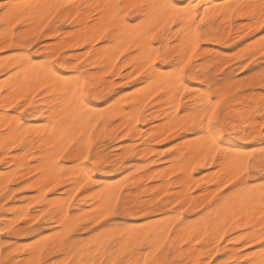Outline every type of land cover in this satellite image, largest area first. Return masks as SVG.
Masks as SVG:
<instances>
[{
  "label": "snow or ice",
  "instance_id": "snow-or-ice-1",
  "mask_svg": "<svg viewBox=\"0 0 264 264\" xmlns=\"http://www.w3.org/2000/svg\"><path fill=\"white\" fill-rule=\"evenodd\" d=\"M23 9L35 13L39 18L38 31H34L31 37H25L26 46H31L36 35L43 33L44 29H49L53 33L57 32V27L50 28L53 22L55 25H71L67 29L70 36L67 38L61 36L64 43L53 51L50 59H25L19 64L20 69H25L36 79L38 88L30 87L27 92L24 90L17 92L12 88L6 91L4 87L0 86V93H3L5 97L0 108L6 110L5 115H10L8 109H16V113L21 114L13 117L18 127H9L5 133L6 136L23 128V114L27 109L33 107L31 101L36 100L40 92L47 95L53 92L59 82L68 83V74H62L61 69H66L70 65L75 67L78 74L73 81L75 91L72 88L67 89L68 92H72L73 98L70 103L76 105L78 110H83V116L77 115V122L88 116L93 111L86 103L91 95L90 87L102 77L111 75L109 72L98 69L93 57L102 59L105 66H108L109 62H113L112 66H115L114 62L119 61V57L129 52L133 45L137 49L132 53L133 55L151 49L148 60L139 65L138 74L145 75L147 73L146 83L151 82V84L157 85L153 91L157 96L163 93L161 99L171 97L170 102L174 112L179 107L177 101L184 103L187 99L182 94L183 92H188L189 96L196 95L184 87V78L191 76L197 67L193 64V60L197 56L196 50L202 38L200 24L209 18L208 6L201 5L196 0H192L191 5L187 7L182 0H132V2L105 3L103 5L59 0L54 4H25L23 6L13 5L10 0L7 3L5 0H0V26L5 29L2 34L5 44H8L7 37H11L13 41L17 39V26L23 23L21 15L27 14L23 12ZM230 10L233 15H247L256 22L247 31L260 30L259 38L256 39L255 44H250L244 53L234 58L242 61L239 68L244 71L255 61L257 53L264 57V0H260L258 5L236 4L234 7L230 6ZM18 12L20 15H17ZM180 16L190 19L191 23L186 25L183 19L177 23L176 18ZM171 25H175V27H170ZM173 33H176V43H179L182 38L189 41V52L191 53L190 55L185 53L177 65L168 63L163 55L167 51L163 45L171 39ZM65 44L68 49H83V58L77 56L75 60L66 61ZM245 53L250 54L245 56ZM153 56L155 61H160V63H156L152 59ZM90 67L96 71H90ZM225 67H227L226 64ZM225 79L230 80L231 77L226 74ZM220 85H224L223 91L217 90ZM199 87L205 91L199 93L198 101H193V104H198V106L185 107L183 112L178 113L176 116L178 128L173 125L172 131L183 129L191 133V142L188 148L194 154L193 171L196 168L204 167L205 163L210 160H214L218 168L223 169L225 179L217 184V191L224 194L217 204L224 201L240 205L239 211L234 212L236 218L225 227L222 235H218L212 241L213 249L206 252L209 259L201 260L199 264H213L214 255H219L220 242L230 230H233V226L245 229L244 232L237 233L236 238L243 241L239 248H251L252 250L240 251L238 249L233 260L224 261L221 258L220 264H264V146L256 149L249 145L251 150L238 151L235 146L227 144L226 141L229 136L243 137L244 133H248L253 140L257 139L258 135L261 145H264V103L248 102L249 95H254L257 88L261 93V101H264V72H261L258 77L253 76L234 84H224L223 79L217 80L215 83L209 80L202 82ZM186 113L192 114L185 115ZM97 115H99V119L93 116L89 120V130L81 133L82 139L78 141L75 138H70L65 142L62 137L59 145L60 150L55 151L56 146H51L55 154L52 157H46L43 163L55 171L63 169L66 164L71 162L70 171L73 172L86 167L85 164H81V161L95 165L97 156L92 155L93 133L100 120L105 118L103 114ZM257 122L260 125L258 134L256 133ZM24 135L21 134L12 139L13 148L20 147L25 143ZM81 148L83 150L73 157L72 153ZM3 162V158L0 157V163ZM87 182L85 180V184ZM83 187L84 184H80V188ZM100 187L104 186L100 185ZM224 189H227V192H224ZM48 191H53V188H48ZM76 191L78 192L79 188ZM122 191L115 187L109 197L100 196L97 200V214L90 224L85 225V228L98 227H95L94 234H90L92 237L90 240L80 243L78 249L73 247L66 253L68 257H75L74 259L45 261L43 260V251L37 249L40 251L41 258L29 261V264H171L176 255L173 247L177 243H179V247L176 251L181 254H184L183 247L185 245L188 255H195L194 244L200 245L202 249L208 248V245L202 243L203 236L192 233L181 236L178 242L169 246L166 238L157 239L155 237L151 225L137 229L118 224L117 219L119 218L144 212L143 208L137 209L130 205L127 199H122ZM71 199H75V196ZM177 203L180 201L177 200ZM71 206L69 200L61 206V210ZM245 216L252 220L259 216V232L255 230L254 225L249 227L248 224L237 223ZM26 219L25 214H20L19 220ZM37 222L38 218L31 221V223ZM14 227L15 224L5 227L3 232L10 234ZM172 227L174 225H169V228ZM182 231L183 226L177 229L176 235L180 236ZM233 240V237H229V242H233ZM67 243L71 244L72 241L69 240ZM253 244L259 245V251L252 247ZM23 251L29 252V248H25ZM201 255H205V253L202 252ZM197 259L199 258L197 257ZM0 264H5V261L0 260ZM7 264H14V261L8 260ZM179 264H184V261H180Z\"/></svg>",
  "mask_w": 264,
  "mask_h": 264
},
{
  "label": "bare ground",
  "instance_id": "bare-ground-1",
  "mask_svg": "<svg viewBox=\"0 0 264 264\" xmlns=\"http://www.w3.org/2000/svg\"><path fill=\"white\" fill-rule=\"evenodd\" d=\"M239 1H241L242 5H247V4L258 5L260 3V0H238V2ZM10 2L16 6H23L25 4H54V3L59 2V0H12ZM72 2H74V3L89 2V3H99V4L103 5L105 3L132 2V0H72ZM182 2L185 3V6L187 7V6L191 5L192 0H182ZM196 2L201 4V5L208 6V17L209 18L206 19L203 24H200V32H201V37H202L201 41L209 43L213 46H215V45H222L223 46L224 44H227V45L233 44V41L241 36V34H242L241 29L246 27V30H247V29L253 27L254 24L256 23L255 21H253L251 19V17H249L247 15H239V14L233 15L234 16L233 18H235V19H238V18L239 19L247 18L248 20L251 19L247 23H244V24L242 23V25H240V27L238 29H234V27L232 26L230 6L222 9V2L223 1H220V0H196ZM225 2L226 1H224V5H225ZM238 2L236 1V3H238ZM257 11H258V9H257ZM23 12L27 13V14L21 15L22 21H25L26 24H28L30 26H33V27L36 26L34 30H31L32 29L31 28V29H29L31 32H28V31H26L27 33L18 32L17 39H15L14 41L11 39V37H7L8 44H5V39H4V36L2 35L5 32V30L0 31V50L7 48V47H10V46H13L16 49L20 50V52L15 53L8 60L7 59L6 60H0V86L4 87L6 91L9 88H12V89H15L17 92H19L20 90H24L25 92H27L30 90V87L31 88H38V84H37L36 79L29 72H26L25 69L19 68V64L22 63L25 59L37 58V56H33V55L29 54L27 52L28 50H26V51H22V50L28 48V46H26L27 40L25 39V37H30L34 33V31L38 30L37 26L39 25V18L36 16L35 13L28 12L27 9H23ZM17 15H20V13L18 12ZM201 15H203V13H201ZM182 19L184 20V23L186 25L191 23L190 19H185L183 16L177 17L176 22L180 23V21ZM197 23H199V21H197ZM55 27H57V29H58L57 32L53 33L51 31H49L47 34H45V32L43 34H45L44 37L46 40L51 39V38H57V40L53 43L44 42L45 44L40 48V50L39 51L37 50V53H39V54H40V52L44 53V55H45L44 59H50L53 51L58 49L60 47V45L62 43H64V41L61 39V36H63L64 38H67L70 36V33L67 30H64L63 24L57 25ZM170 27H175V25H171ZM186 31H187V29H186ZM255 31H259V29H256ZM172 37L176 40V33H173ZM257 37L258 36H256V38L254 40H252L250 38L252 40V44H255ZM36 39H40V37H37ZM168 42L169 41H166L165 46H164L167 51H165L163 53V55L166 57L168 62H170L172 59H174V60L176 59L177 64H178L185 53H188L189 55L191 54L189 52V41L186 38H182L180 40V42L176 43V45H174L173 47L169 46ZM249 43H248V45H250ZM34 45L35 44H33V46ZM200 46L201 45H199V47L197 48V50H196L197 56L193 60V64L197 67L192 72L191 76L184 78V81H185L184 87L188 88L187 87V79L194 81V82H198L200 84L202 82H206L209 80H211L213 83H215L217 80L223 79L224 84H234L236 81L232 78L230 72L225 73V76L227 74V76L231 77V79L228 80V79H225V76L222 78H218L217 75L215 74V72L212 70V67L216 66L218 59H220V56L217 55L218 52L215 51L213 47L212 48L210 47L209 49H202ZM65 51L67 52V55L65 56L66 61L75 60L77 56H80L81 58H83V56H82L83 49H68L66 44H65ZM136 51H137V49H136L135 45H133V47L129 50V52H126L124 54V56L119 57V61L114 62L115 66H112L113 62H109L108 66H105V62L102 59H96L95 57H93V59L96 62L97 68L102 69L103 71L109 72V73H111V75L102 77L101 79L96 81L95 85L90 87L91 95L86 100V103L88 104V107H90L93 111L91 113H89L88 116H85L83 119L79 120V122H77L76 117H77V115L83 116V110L82 109L78 110L76 105L70 103L72 101V98H73L72 92L67 91L68 88H72L73 91H75L73 81L78 76L75 67L72 65H70L66 69H61L62 74H68L67 75V80H68L67 84H65L63 82H59L54 87L52 93L45 95L44 92H40L37 99L34 101H31L33 107L27 109V111L23 114V128L20 129L19 131H15L14 133L9 134L7 136L5 135V133L9 127H13V128L18 127L16 125V122L12 123V121L14 120L13 119L14 116H18L21 114L16 113V109H8L7 111L10 113V115L6 116L5 115L6 110L3 108H0V110L4 111L3 115L0 114V121L2 122L1 125L5 126V128L3 129L4 131L0 133V151L3 150V153L6 155V157H8V155H10L9 149L12 148V143H11L12 139L14 137H19L21 134H25L24 135L25 143L23 145H21L20 147H16V148L20 149V152L19 153L15 152L17 155L12 156L13 163L7 162L8 160L6 161L5 158H3L4 162L0 163V165L2 167L0 173H10V174H14V173H43L44 174V173H46V174H49L48 175L49 178H47L46 177L47 175L45 174L46 175L45 177L47 180V182H45V183H48L46 185L50 186L49 184H52V183H49L48 179L50 180L52 177L53 178L59 177L57 175L59 173H63V171L65 169V168L56 169L55 171H53L52 169L48 168L43 163V161L46 157H52L55 154V152L52 150L51 146H56L55 151H59L60 150L59 145H60V141H61L62 137L65 140V142H67L70 138L78 137L79 139H82L81 133L89 130L88 129L89 120L93 116H95L96 119H99V115H97V114H103V115L106 114L104 116L105 118L103 120H100V122L102 121L105 125L98 132H97V130L95 131V133L97 132V139H99V140H102L106 134H108L110 137H114V136L118 135L117 133H120V132H118L120 130L122 131V135L118 136L117 139H123V138L133 139L134 137H137V136L140 139H143V138L149 139V131L144 132L142 130V128L138 125V123H140V122L149 123V113L145 114V107L148 104L150 105L149 97L151 95L154 96L153 105H152V107L154 108V111H153L152 115L154 118H159L161 121V123L157 125V130H158L157 131V133H158L157 138H159V139L160 138L170 139L171 137H179L182 133H184L185 130H183V129H179L178 131H175V132L172 131L173 125H176V116L178 115V113H180L181 110H184L185 107H189V106L197 107L198 104H193V101H198L199 100V93L205 91V89L200 88L199 92H197L196 95L190 96L189 100L184 102V103H180L179 101H177V104L179 105V107L174 112L172 104L170 102L171 97H166L165 99H161V96H163V93H161L160 96H157L155 94V92L153 91V88L157 87V85H153V84H151V82L146 83L147 73L145 75H139L138 74L139 65L144 64L148 60L149 55H151V49H147L146 51L138 52L137 55H133L132 53L136 52ZM33 54H34V52H33ZM109 55L111 56V53H109ZM208 56H210V57L208 58ZM126 57H127V59H126ZM152 59L155 61L154 56L152 57ZM155 62L160 63V61H155ZM262 64H264V63H262ZM114 77H117V78L118 77H120V78H125V77L134 78L135 79L134 84H136L137 88H135L130 93L128 91V92H124V94H121V95H120V93H118V95L117 94L114 95V93L110 92L111 85L113 84V81H115L112 79ZM41 79H43V78L41 77ZM119 80H121V79H119ZM105 84H106V86H105ZM223 86L224 85H220L217 90L223 91ZM119 87H121V86H119ZM165 87H167V86L165 85ZM192 87H195V86H192ZM115 89H118V88L115 87ZM214 91H216V90H214ZM150 93H151V95H150ZM53 96H55L56 98L53 99L52 98ZM104 96H109L110 98H114L115 96H117V98H115V100L112 102V104L110 105L109 108H103V106L100 108L99 106H97L94 103V101H95V99H98V98H101ZM260 97H261L260 93L255 95V97H253L255 104H259L261 102L264 103V101H261ZM4 99H5L4 94L0 93V104H2L4 102ZM21 102L23 103V101H21ZM37 109H39V111H37ZM190 114H192V113H186L185 115H190ZM115 119L116 120L120 119V122L114 124ZM109 124H111L110 129H108V127H107V125H109ZM143 126H144V124H143ZM155 126H156V124H155ZM176 126L178 128V125H176ZM259 126H260L259 122H257V125H256V133L257 134H258ZM158 127H159V129H158ZM169 133H171V135H169ZM95 137H96V134H95ZM107 139H108V137H107ZM115 139H116V137H115ZM259 140L260 139L258 138V135H257V139L253 140L251 138V135L248 133H244L243 137L229 136L226 138L227 144L235 146L236 150H238V151H249L250 149H248V146H246V144L256 143ZM106 141H108V140H105V143H106ZM190 142H191V139L188 141H182L178 144V148L175 150V152H177V153H176L174 159H172L173 160L172 166L168 165L169 167L173 168L172 171H176L177 173H183V176L181 175L182 177L178 181V184L183 186L180 190L176 191L177 189H175V191L170 192L167 195V197H168L167 200L160 202V204L157 203L155 198L146 199L144 201H136V202L132 203V200L130 199L131 198L130 193L126 194L123 199H127L129 204L132 206H135L137 209H139V208L144 209L143 213L137 212V214L129 215V217H131V218H137V217H139L140 214H145L148 217L149 215H158L159 214L158 212L164 213L165 211L169 210L170 207L174 203H176L178 206L183 205V207H186V209L188 210L189 213L196 215V217H194L193 219H186L182 216L181 213L178 214L179 211H177V212L173 213V215L174 214L178 215L177 220L175 219L176 221H173L169 218H165L167 216L163 215L165 217H163V218L158 217L156 219L154 218L153 220L151 219L150 222L148 221L145 224H136L135 223L132 225L131 224L125 225L124 227L137 228L138 229V228H145V227L151 225L152 226L151 230L155 234V237L157 239H160L161 237H163V238H166L167 240H170L169 246H173L174 242H178L180 240L181 236H187L189 233H192V234L197 235V236H203L204 238H203L202 243L206 244V245H210L211 242L213 240H215L218 235L223 234L225 227L227 225H230L232 223V220L236 218L234 216V212L239 211L240 205L238 203L233 204L232 202L225 203L224 201H221V203L217 204V201L221 200V197L223 196V194L222 193H216V191H217L216 189H211L209 187L210 183L213 182V180L209 181V183L204 186L203 184L199 183V180L193 181V178H191L192 176L191 177L188 176L190 174H187V173H193L192 168L195 164V160L193 159L194 154H192L190 152V149L188 148V145L190 144ZM85 143H86V141H85ZM109 143H112V141ZM257 148H259V146H257ZM132 150H133L132 144L127 145L125 148L126 153H128ZM142 150H143V148H142ZM144 150L146 152L149 151V147H146ZM93 155L97 156V163L94 166L96 167V170L98 171L99 174L102 173V175H103V173H109L108 170L112 169L116 166V164L113 163V160L109 156V154H104L101 151V149H99V147L95 150V152H93ZM130 156H129V158L127 157L128 160L130 159ZM131 159H133V158H131ZM217 159H219V157H217ZM37 161H40V163H37ZM130 163H132V162H130ZM81 164H85L86 167L79 169L75 172L70 171V169L68 171V173H71L69 176H73L70 178H74V176H75V178H77V180L80 181V183H78L79 185L83 182V181L81 182V180H80L81 178H79V177H82L81 176L82 174H80V173H83V175H84L82 180H84V179L86 180L87 178L91 177V174H89V173L95 172L94 169L89 164H86L83 161L81 162ZM167 167H165V168H167ZM208 167H214L216 169V170H213V171H215L214 173H219L221 176L222 175L225 176L223 174V169L218 168L217 163L214 160L208 161L207 163H205L204 167H200V168L203 170V168H208ZM165 168L161 167V169H165ZM37 169H40V170L38 171ZM122 169H123V167H121V166H118L116 168L117 171H120ZM135 172H136V170L129 172V173H135ZM167 172H170V170ZM72 173L73 174L79 173V177H76L77 175H73ZM84 173H88V175H86ZM209 173H211V171ZM7 176H10V175H7ZM162 177H165V176H162ZM19 178H21V176ZM43 179L44 178H42V180L41 179L40 180L43 181ZM170 179H172V178H170ZM77 180L75 179L73 181H77ZM50 182H52V181H50ZM54 182H56V181H54ZM70 182H72V181L70 180ZM122 182H124V181H122ZM171 182H173V180ZM216 182L217 181L213 182L212 185H215ZM38 183H40V182L38 181ZM173 183H175V182H173ZM134 184L138 188H140V186H141V183L139 181H135ZM190 184H193L194 186L196 185V188H198L197 190H201V192H199L198 195L192 196ZM75 185L78 186L76 183H74V185H72V186H75ZM100 185H103L104 187L101 188ZM120 185L121 184H119L117 181H115L114 179H111V178L98 179L94 184V189L91 190V192L89 191V193H90L89 194V200L86 199L87 196L81 198L78 202H76L74 204V208L81 210L82 213H89L91 215L97 214V208H98L97 200L100 198V196H104L105 198L109 197L111 194V191L114 190L115 187L120 188ZM48 186H46V187H48ZM74 189L76 190L77 188L75 187ZM160 189H162V188L160 187ZM202 189H204V190L202 191ZM75 190H74V192H75ZM72 191H73V189H72ZM154 191H157V190H154ZM40 192H42V190ZM145 192L148 195L149 189H147ZM42 193H44V192H42ZM68 193H72V192H68ZM134 194H136V193H134ZM37 195H40V194L38 193ZM22 196H23V194H22ZM36 197H38V196H36ZM56 197H57V195H56ZM59 197H63V196H59ZM164 197H166V195ZM31 198H33V197H31ZM52 198H54L55 201L51 200ZM57 198H55V196L54 197L51 196L50 200L47 199L46 204L51 203L52 201L55 202L56 204L60 203L62 200L59 198L58 199L60 201L59 202L58 200H56ZM64 198H66V197H64ZM25 199H27V198H25ZM36 199H38V198H36ZM177 200H179L180 203H177ZM30 201L31 200H28L27 203ZM66 201H68V200H66ZM31 202H33V201H31ZM63 202H65V201H63ZM85 204L89 205L88 209L84 208ZM213 205H215V207H213ZM45 207H46V205H45ZM25 208L26 207H24V208L21 207V209L20 208L16 209V211L19 213L18 215L16 214L17 218H19L18 216L22 212H24ZM58 208H61V207H58ZM22 209H23V211H21ZM38 210H40V209H38ZM16 211H14V212L17 213ZM41 211H43V210H41ZM173 211H174V208H173ZM185 212H186V210H185ZM36 213H38V212H36ZM54 214H56L58 216L56 218L57 222H59L61 225H63L64 230L69 226L70 227L74 226V225L71 226V224H73V221L75 219L70 216L71 213H70L69 208H64L63 210H61V209L56 210V211H54ZM169 214H171V213H169ZM190 216H192V215H190ZM17 218L14 216V219H10V220L15 221V219H17ZM5 219H7V218H5ZM51 219H53V218L51 217ZM10 220L8 222L12 223ZM105 223H107V221ZM237 223L248 224L249 227H252L254 225L255 230L257 232H259V230H260L259 216H257L255 220H252V219L248 218L247 216H245L244 218L239 219L237 221ZM169 225H174V227L169 228ZM182 226H183V231L180 233V236L176 235L177 229H180ZM57 229H59V228H57ZM91 229H93V228H91ZM76 231H79V229H77ZM244 231H245V229H243V228H237V227L233 226V230H230L229 233L234 234V233H241ZM25 232H26L25 230L19 229L18 231H15L14 234H23ZM37 232H39L38 228H33L31 233H28V234H32V233L35 234ZM50 232H48L47 234H49ZM86 233H88V232H86ZM169 233H171V234H169ZM205 233H207V235H205ZM52 234H53V232H52ZM52 234H50V236ZM47 236L48 235L45 234V236H43V238L44 237L46 238ZM40 238H42V237H40ZM39 239H36L37 242L39 241ZM236 239L237 238H235L234 240L236 241ZM34 240H32L33 243H34ZM21 241H20V243H22ZM235 241L232 243H235ZM28 242H31V241H27V243ZM40 242H41V244H43L42 241H40ZM48 242H46V244ZM241 242H243V241H241ZM35 243H36V241H35ZM58 243H59V241H58ZM23 244L27 245L26 243H23ZM48 244H51V242ZM237 244H239V243H237ZM30 245L31 244H29L27 246H30ZM64 245H66V244H64ZM41 246L42 245H40V243H37V245L35 244L33 246L31 245L30 250L28 252L29 256L26 259V261H28V263H29V261L36 259L40 255V251H37V249L42 250ZM178 247H179V243H177L175 245V247H173V251L176 252V256H177L178 260L184 261V264H188L189 262H194V263L199 264V262L201 260H206L207 256L201 255L202 251H201V248H199V245H195V244L193 245V250L195 251V255H188V249H187V247L185 248V246L183 247V253L184 254H181L180 252L176 251V249ZM228 250H231V249L228 247ZM257 250H259V249H257ZM18 252H20V251H18ZM145 255H147V253H145ZM17 257H20V256H17ZM197 257L199 259H197ZM214 257H215V255H214ZM232 258H234L233 255H232ZM213 261H214V259H213Z\"/></svg>",
  "mask_w": 264,
  "mask_h": 264
},
{
  "label": "rangeland",
  "instance_id": "rangeland-1",
  "mask_svg": "<svg viewBox=\"0 0 264 264\" xmlns=\"http://www.w3.org/2000/svg\"><path fill=\"white\" fill-rule=\"evenodd\" d=\"M10 1H12V0H10ZM220 1H223L222 2V9L227 8L228 6L234 7L236 4H241V1L238 2V0H233L234 2L232 0H220ZM224 1H226L225 5H224ZM236 1L238 3H236ZM5 2L6 3L9 2V0H5ZM230 14H231V19H232V26L234 27V29H238L240 27V25H242V23L244 24V23L249 22V20H251V19L248 20L247 18L235 19V18H233L234 16H233L231 10H230ZM53 26H57V25H55V22H53V25L50 26V28ZM35 27L30 26V25L26 24L25 21H23L22 24L17 26V32H23V33H27L26 31L31 32L29 29L32 28L31 30H34ZM70 27H71L70 25L63 24L64 30H67ZM2 30H5V29L3 28V26H0V31H2ZM44 32H45V34H47L49 32V29H44ZM259 32H260V30L249 32L246 30V27H244L243 29H241V33H242L241 36L239 38H237L236 40H234L233 44H231V45L224 44L223 46L222 45L213 46V45L206 43L204 41H203L204 43L202 41H200L199 45H201L200 47L202 49H209L210 47L211 48L213 47L214 50L218 52L217 55L220 56V59H218L217 65L212 67V70L215 72V74L217 75L218 78H222L225 76V73L230 72L232 78L236 81L235 83H238L240 80H243V79H248V78L253 77V76L258 77L261 72H264V64H262V63H264V57H261L259 55V53H257L256 59L252 63V65L250 64V66H248V68H246L244 71H241L239 68V65L242 63V61L234 59L237 55L244 53V50L249 46L248 43L250 41L251 42L249 44H252V40H254L256 38V36H258L257 38H259ZM43 33H38L36 35V38L40 37V39L35 38L33 43L31 44L32 47L28 46L27 49H23V50L21 49V50L22 51L28 50L27 52L29 54H31L33 56H37V58H43L44 59L45 58L44 53L40 52V54H39V53H37V50L38 51L40 50V48L45 44L44 42L53 43L57 40V38H51V39L46 40L44 37L45 34H43ZM168 43H169V46L173 47L174 45H176V40L173 37H171V39L169 40ZM33 44H35V45L33 46ZM164 46H165V43H164L163 47ZM17 52H20V50L16 49L13 46L1 49L0 50V60H6V59L8 60ZM33 52H34V54H33ZM249 54L250 53H245V56H247ZM209 57L210 56H208V58ZM168 63H171L173 65H177V60L172 59ZM225 64L227 65V68L225 67ZM90 71L95 72L96 70L92 69L90 67ZM112 79L115 81H113V84L111 85L110 92L114 93V95H116V94L118 95V93H120V95H121V94H124V92H128V91L130 93L135 88H137L136 84H134L135 83L134 78H128V77H125V78L118 77L117 78V77H114ZM119 79H121V80H119ZM197 85L199 86L200 83L187 79V87H188V89H190L191 92H194V93L199 92L200 87H198ZM119 86H121V87H119ZM192 86H195V87H192ZM115 87L118 89H115ZM259 93H260L259 88H257V91L255 92L254 95H249L248 102L249 103H255L253 97H255V95H257ZM182 94L187 98L186 101H188L189 97H190L189 93L183 92ZM152 96L153 95H151L149 97L150 105L148 104L145 107V114L149 113V123H145V122L138 123V125L142 128V130L144 132L149 131V139L148 138L140 139L138 136L134 137L133 139H128V138L117 139L118 136L122 135V131L120 130V131H118L120 133H117L118 135H116L114 137H110L108 134H106L102 140H99V139H97V132L105 124L102 121L98 124V126L96 127L97 132L93 133V137H94V139L95 138L96 139L94 140L95 144H93L94 146H93L92 155H93V152H95V150L99 147V149H101V151L104 154H109V156L113 160V163L116 164V166L112 169H109L108 170L109 173H103V175H102V173H100V174L98 173V171L96 170V167L93 164L85 162L86 164H89L95 171L94 173H89V174H91V177H90V180H89V178L86 179L88 181L86 184H85V179L82 180L83 176H84L83 173H80V174H82L81 175L82 177H79V173H75V174L72 173L73 175H77L76 177L81 178L80 179L81 182L83 181L81 184H84L83 189L80 188V185L78 183H76V181H73L75 179L77 180V178H75V176H74L75 179L70 178L73 176H69L71 174V173H68L70 166H71V162H69L68 164L65 165V167H64L65 169H64L63 173H59L57 175L59 177H54V178L50 177L51 179L50 180L48 179L49 183H52V184H49L50 186L46 185L48 183H45V182H47L46 177L49 178L48 177L49 174H46V173H44V174L43 173H14V174L0 173V260L5 261V264H7L8 260H13L14 264H29L28 261H26L29 254H28V252H24L23 249L29 248V250H30V246L31 245L33 246L35 244L37 245V243H40V245H42L41 251H43V253H44L43 260H45V261H48V260L63 261V260L70 259V258L74 259V257H68L66 255V253L68 251H70L73 247H76L78 249L80 243L90 240V238H91L90 234H94L95 233V227H98V226H90L88 228H85V225L90 224V221L95 217L96 214L91 215L89 213H82L81 210L74 208V204L85 196H87L86 199L89 200V194H90L89 191L91 192V190L94 189V184L98 179L111 178V179H114L115 181H117L119 184H121L120 189H122L124 191V192L122 191V193H121L122 199L124 198V196L126 194L130 193L131 194L130 199L132 200V203L136 202V201H144L146 199L155 198L157 203L160 204V202L167 200V198H168L167 195L170 192L175 191V189H177L176 191H178L183 187L180 184H178V181L183 176V173H177L176 171H172L173 168L169 167L168 165L172 166V162H173L172 159H174V157L177 153V152H175V150L178 148V144L182 141L190 140L191 139V133L188 131H185L179 137H171L170 139H163V138L159 139V138H157V135H158L157 125L160 124L161 121L159 118H154L152 115V113L154 111V108L152 107L154 96L153 97ZM115 98H117V96H115L114 98H110L109 96H104V97L95 99L94 103L97 106H99L100 108L102 106H103V108H109L110 105L112 104V102L115 100ZM261 103H263V102H261ZM222 107H224V106L222 105ZM183 111L184 110H181L180 113ZM0 114L3 115L4 111L0 110ZM115 121H114V124L119 123L120 119H118V120L115 119ZM13 122H15V120H13L12 123ZM1 124H2V122L0 121V127H1L0 133L3 132L4 131L3 129L5 128V126H2ZM143 124H144V126H143ZM155 124H156V126H155ZM107 127H108V129H110L111 124L107 125ZM158 129H159V127H158ZM95 134H96V137H95ZM107 137H108V139H107ZM115 137H116V139H115ZM75 139L78 141L80 140L78 137H76ZM105 140H108V141H106V143H105ZM111 141H112V143H109ZM130 144L133 145V150L126 153L125 148L127 145H130ZM249 145H253L256 149H259L260 147L263 146V145H261L260 140L257 141L256 143L246 144V146H248V149H250ZM257 146H259V148H257ZM146 147H149V151H147V152L144 150ZM142 148H143V150H142ZM82 150L83 149H78L77 152L72 153L73 157H75L78 154V152L82 151ZM9 152H10V155H8V157H6V155L3 153V150L0 151V157L5 158L6 161L8 160L7 162L13 163L12 156L17 155L16 153H19L20 149L19 148L14 149L12 147L11 151H9ZM129 156H130V159L131 158H133V159L128 160L127 157L129 158ZM130 162H132V163H130ZM118 166L123 167V169L120 171H117L116 168ZM161 167L162 168L167 167L168 169L167 168L161 169ZM1 169H2V167L0 165V171H1ZM134 170H136L135 173H129V172H132ZM169 170H170V172H167ZM213 170H216V169L214 167L203 168V170L201 168H196V170H195L196 172L193 171V173H187V174H190V175H188L190 177L192 176L191 178H193V181L199 180V183L203 184L204 186L206 184H208L209 181H212V180H213V182L217 181L215 185H212L213 182H211L209 185V187L211 189L217 190V184H220L221 181H223L225 179L224 178L225 176H223V175L221 176L219 173H214L215 171H213ZM210 171H211V173H209ZM84 174L88 175V173H84ZM7 175H10V176H7ZM20 176H21V178H19ZM162 176H165L166 178L162 177ZM42 178H44L43 181H41ZM170 178H172V179H170ZM37 180L41 184L38 183ZM70 180L72 182H70ZM172 180L176 184L171 182ZM50 181H52V182H50ZM54 181H56V182H54ZM122 181H124V182H122ZM135 181H139L141 183L140 188L135 186V184H134ZM73 182L76 183L78 186H76V185L72 186V185H74ZM79 183H80V181H79ZM53 185H55V187H53ZM46 186H48V187H46ZM190 186H191L192 196L198 195V193L201 192V190H197L198 188H196V185L194 186L193 184H190ZM75 187L79 188L78 192L74 189ZM160 187L162 189H160ZM48 188H53V191L49 192ZM20 189H22V190H20ZM72 189H73V191H72ZM147 189H149L148 195L145 192ZM39 190L40 191L42 190V192H44L45 194L40 192ZM74 190H75V192H74ZM154 190H157V191H154ZM203 190L204 189H202V191ZM68 192H72V193H68ZM224 192H227V189H224ZM38 193L41 196L37 195ZM134 193H136V194H134ZM165 193H167L166 197H164ZM216 193L224 194L223 192H218V191H216ZM22 194L24 197L22 196ZM56 195L58 198L56 197ZM36 196H38V197H36ZM51 196H53V197L55 196V198H57L56 200H58L60 198L62 201L60 202L58 200L60 202V203L57 202L58 204H56L53 201H52L53 203L51 202V203L46 204L47 199L50 200ZM59 196H63V197H59ZM73 196H75V199H71ZM6 197H7V200H6ZM31 197H33V198H31ZM64 197H66V198H64ZM25 198H27V199H25ZM36 198H38V199H36ZM28 200H31L33 202L30 201L27 203ZM51 200L55 201L54 198H52ZM66 200H68V201L70 200V202L72 203L71 204L72 206L69 208L70 213H71L70 216L72 218H74L75 220L73 221V224H71V226L74 225L73 227L69 226L64 230L63 225H61L59 222H57L56 218L58 216L56 214H54V211L61 209L58 207L65 205V203L68 202ZM63 201H65V202H63ZM45 205H46V207H45ZM21 207L22 208L26 207L24 209V212L21 213V214L26 215V217H27L26 220H19V218H17V216H16V214L17 215L19 214L16 211V209H19V208L21 209ZM37 208L40 210H38ZM84 208L88 209L89 205L85 204ZM173 208H174V211H173ZM41 210H43V211H41ZM178 210H179L178 214L181 213L182 216L186 219H193L194 217H196V215L189 213L188 210L186 209V207H181V206H178L176 203H174L170 207V209L165 211L164 213L158 212L159 213L158 215H149L148 217L145 214H140L139 217H137V218H131L129 216H126V217L117 219V223L122 225V226L130 225V224L132 225L135 223L136 224H145L148 221L150 222L151 219L153 220L154 218L156 219L158 217L163 218L165 216H167L165 218H169L173 221H176L178 215L177 214L173 215V213L177 212ZM185 210H186V212H185ZM14 211H16L17 213H15ZM21 211H23V209ZM36 212H38V213H36ZM169 213H171V214H169ZM163 215H165V216H163ZM190 215H192V216H190ZM14 216L17 219H15V221H13V220L11 221L10 219H14ZM51 217L53 219H51ZM5 218H7V219H5ZM37 218H38L37 223H31V221L37 220ZM9 220L12 223L8 222ZM13 224H15V227L13 228L12 233L6 234L3 232V229L5 227L12 226ZM33 228H38L39 232H37L35 234H33V233L28 234V233H31ZM57 228H59V229H57ZM91 228H93V229H91ZM19 229H23L26 232L23 234H14V232L18 231ZM70 229H72V231H69ZM77 229H79V231H76ZM48 232H50V233L47 234ZM52 232H53V234H52ZM86 232H88V233H86ZM45 234L48 236L46 238L44 237L45 238L44 239L43 236H45ZM50 234H52V235L50 236ZM40 237H42V238H40ZM229 237H233L235 239L237 237V233L230 234L228 232V235L224 236L223 241H221L219 246H218L219 247V255L214 257L213 264H220L221 258L224 261L233 260L234 258H232V255L234 256V254L237 252L238 249L240 251H251L252 250L251 248H239V245L242 244L243 242H241L238 239H236V241L233 240V242L235 241V243L229 242ZM36 239H39V241L37 242ZM32 240H34V243ZM69 240L72 241L71 244L67 243ZM20 241L22 243H20ZM27 241H31L32 243L31 242L27 243ZM35 241H36V243H35ZM40 241H42L43 244H41ZM58 241H59V243H58ZM169 241L170 240H167L168 245H169ZM46 242H48V243L51 242V244H48V243L46 244ZM23 243H26L27 245H29V244H31V245L27 246ZM237 243H239V244H237ZM64 244H66V245H64ZM186 247L187 246L185 245V248ZM213 247L214 246H213L212 242L210 245H208L207 249H202L201 246L199 245V248H201V251L205 253V256H207L206 252L209 249H213ZM228 247L232 251L228 250ZM252 247H254L256 250L259 249V245H257V244H253ZM18 251H20V252H18ZM257 251H259V250H257ZM17 256H20V257H17ZM40 258L41 257L39 255L34 260H37ZM207 259H209V257H206V260ZM179 262L180 261L178 260L177 256L175 255L171 264H179ZM188 264H197V263L189 262Z\"/></svg>",
  "mask_w": 264,
  "mask_h": 264
}]
</instances>
